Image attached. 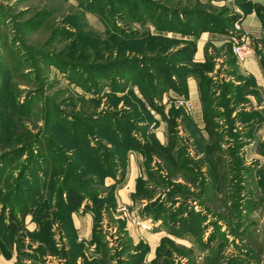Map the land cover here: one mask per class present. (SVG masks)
Returning a JSON list of instances; mask_svg holds the SVG:
<instances>
[{
  "label": "rangeland",
  "instance_id": "1",
  "mask_svg": "<svg viewBox=\"0 0 264 264\" xmlns=\"http://www.w3.org/2000/svg\"><path fill=\"white\" fill-rule=\"evenodd\" d=\"M201 13L238 17L194 36ZM244 14L237 0H0V209L22 223L0 239L18 264H264V82L231 48ZM243 27L262 67L264 27ZM152 58L209 65L173 73L178 92ZM59 165L76 209H54L61 174L40 185Z\"/></svg>",
  "mask_w": 264,
  "mask_h": 264
},
{
  "label": "trees",
  "instance_id": "2",
  "mask_svg": "<svg viewBox=\"0 0 264 264\" xmlns=\"http://www.w3.org/2000/svg\"><path fill=\"white\" fill-rule=\"evenodd\" d=\"M237 3L239 6L245 10V12L253 11L257 15V17L260 19L262 26L264 27V4H261L259 2H255L254 0H237ZM238 15L232 14L229 18L225 19L224 22L217 20L207 14L201 13L198 16H190L186 20V29L189 30V32H192V34L195 36V34H198V32L195 31L194 28H192L193 25H196L197 29L199 31H213V32H219V33H225L228 32L227 28L230 24H233V21L236 20ZM177 22V21H176ZM180 23V21H179ZM185 22H181V25ZM178 24V23H177ZM191 26L190 28H187L188 26ZM186 33V32H185ZM194 40L187 44L186 47L182 49L184 52V57L182 60L184 61H192L193 54L195 52V45ZM209 63V62H207ZM262 63V62H261ZM151 68L153 69V80L155 83L166 86V88H171L178 92H184L183 89L179 88L177 84L173 80V73L177 74L181 79H184L188 74H198L204 73V70L207 68V65L209 64H200L197 67H187V66H175L173 70L170 69V67L165 64L161 63L157 59L152 58L150 61ZM262 68L264 69V63H262ZM209 81L206 79L205 76L201 77V88H204V85L209 86ZM202 102H206V99L204 97H201ZM147 101L151 106L155 107V104L153 102V99L148 98ZM207 113H205L206 116ZM207 124H209L207 120ZM131 146V145H130ZM130 146H127L126 149H128ZM135 146L134 148H136ZM156 150V148H153ZM26 170V169H24ZM65 170V167H64ZM70 170L61 169V166L59 165L54 167L53 169L49 170L46 174L49 176L50 181L48 184L46 182L40 183L42 187L44 186H53L56 181V174H61L63 176V184L57 186L56 191V206L54 209H57V206L66 205L71 207V209H76L83 201V196L81 193L77 191V189H74L72 186H70V183L67 182L69 179ZM110 174V173H109ZM40 185L35 186V194L38 196V194H41V191H39ZM33 200V199H31ZM27 201V200H26ZM23 199L21 200V207H20V214L22 217L27 216L28 214H33L34 209L33 206L35 205V201L33 200L30 203H26ZM32 207H31V205ZM20 217L18 214H16V208L14 207V204L8 203V200H3L2 206L0 209V225L3 226L5 231H8L10 233L17 234L22 229V223L20 222ZM1 228V227H0Z\"/></svg>",
  "mask_w": 264,
  "mask_h": 264
},
{
  "label": "crops",
  "instance_id": "3",
  "mask_svg": "<svg viewBox=\"0 0 264 264\" xmlns=\"http://www.w3.org/2000/svg\"><path fill=\"white\" fill-rule=\"evenodd\" d=\"M255 1L261 4H264V0H255ZM242 23L251 32H258L262 29V23L260 19L257 17L255 12L253 11H249L246 14H244L242 18ZM204 34L206 36L207 32H204ZM219 36H222V35H217V37L215 38L218 39L220 38ZM202 38H205V37H202ZM195 57L197 60H203V45L201 43L200 45L197 44V50L195 53ZM244 68L247 73L255 76L258 80L260 81L262 80L264 82V76L262 73L263 68L259 64V60L255 55L245 60ZM78 222L75 219V224L77 227H79ZM0 264H18L17 251L15 249V246L12 245L11 243L4 242V240L2 239H0Z\"/></svg>",
  "mask_w": 264,
  "mask_h": 264
},
{
  "label": "built area",
  "instance_id": "4",
  "mask_svg": "<svg viewBox=\"0 0 264 264\" xmlns=\"http://www.w3.org/2000/svg\"><path fill=\"white\" fill-rule=\"evenodd\" d=\"M234 26L236 37L233 39L232 42V53L238 61H243L254 54V49L248 41V37L246 36L243 24H241L239 21H236ZM122 210L125 214L126 207L123 206ZM133 222L136 223L139 226V229L141 230L148 228V225L146 223L140 222L137 218H133Z\"/></svg>",
  "mask_w": 264,
  "mask_h": 264
}]
</instances>
